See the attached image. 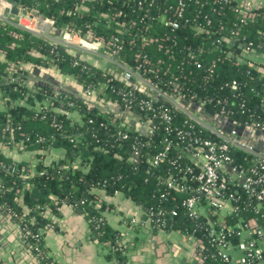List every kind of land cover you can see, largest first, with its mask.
Here are the masks:
<instances>
[{"label":"trees","instance_id":"1","mask_svg":"<svg viewBox=\"0 0 264 264\" xmlns=\"http://www.w3.org/2000/svg\"><path fill=\"white\" fill-rule=\"evenodd\" d=\"M113 1L114 11L123 8L127 14V18L122 20H138V25L132 27L126 35L119 33V25L115 22H111L109 26L110 20L104 14L108 13L110 6L106 4L87 3L79 9L80 0H16L25 8L53 20L54 27L69 25L84 33L90 25L98 36L107 39L113 34H119L125 40L120 55L125 64L132 68L142 64L143 61L136 57L139 53L149 55L156 64L162 59L163 70L170 66L171 72L165 75L162 71L159 76L165 81L172 77L179 80L183 94L188 97L195 94L197 99L227 97L229 107L239 111L234 114L236 119L246 116L248 120L264 122V68L255 67L253 74L248 76V65L237 61V55L244 53V48L239 43L233 44L229 37L230 29L235 24H240V32L246 36L247 41H254L255 44L264 41L262 16L256 22L241 24L234 12L233 1L187 0L181 28L171 31L162 27L152 12L150 18L143 21L141 11L133 12L122 0ZM257 11L264 14V7ZM206 16L213 22L212 35L203 31L198 33L193 28L197 23H201L204 29L210 27L207 25ZM96 22L99 24L96 25ZM220 24L226 29L220 30ZM152 31L155 35L177 38L176 44L172 40L167 42L171 56L157 45H144L141 42L140 36ZM215 44L218 45L217 50H213ZM0 52L4 53L0 56V94L2 98H8L4 100V107H0V134L6 136L3 140L7 146L20 151L49 152L56 148L64 150L62 157L50 163L38 156L37 172L27 176L21 169L25 163H20V171L16 174L3 170L1 164L13 160L0 151V203L4 204L6 213L13 211L25 215V218H33V226L39 229L45 223L42 212L47 205L56 210L64 204L77 203V210L88 212L85 216L91 224L93 235L100 242L116 244L121 235L107 221L98 223L99 228L96 229L97 223L93 219L105 210V203L99 209L95 202L99 182L107 179L108 193L119 190L141 205L145 211L151 207L178 208V216L170 217L162 229L195 233L204 240V264H226L221 260L218 249L209 243V220L213 222L212 217L195 219L189 216L181 207L184 194L179 189H165L163 180L167 171L173 169L168 163L160 167H149L148 157L159 150L156 143L160 136L155 137L152 142L156 148L143 146L141 142L146 140L145 137L138 136L135 125L129 123L126 126L129 137L124 139L116 132L117 124L108 123L106 127H100L101 122L107 124L108 119L102 115L99 107H92L84 99L56 92L49 87L31 89L25 83V71L15 81H10L6 69L10 63H34L37 66L50 64L64 74L74 75L84 90L98 81L113 79L118 85H123V81L113 76L110 69L101 68L83 59L76 50L56 47L49 39L2 19ZM75 61L86 64L87 69L74 66ZM234 80L239 85L237 90H232L229 86ZM137 95L139 98L146 97L139 91ZM46 98H50L52 103L41 111L38 105L43 104ZM242 101L246 102L244 112L240 111ZM70 103L74 106H70ZM209 107L215 111L219 108L213 103ZM170 108L176 112L174 106ZM133 109L136 110V107ZM185 119L183 113L177 111L174 125L183 123ZM7 124L11 127L6 133L3 130ZM135 145L141 150L137 159L132 157ZM234 152V163L238 165L246 166L247 161L252 158V154L243 150ZM184 162L181 160L182 165ZM25 180L31 182L30 189L24 188ZM162 193H165V197ZM241 195H244V201H250L248 195ZM84 200L86 201L82 203ZM24 207L30 210L28 214H25ZM256 208V202L248 206L242 202L237 216H227L228 222L236 225L251 217L261 219L262 212L256 213ZM239 240L237 237L234 243L237 244ZM109 257L111 264H127V248L126 251L110 252Z\"/></svg>","mask_w":264,"mask_h":264},{"label":"built area","instance_id":"2","mask_svg":"<svg viewBox=\"0 0 264 264\" xmlns=\"http://www.w3.org/2000/svg\"><path fill=\"white\" fill-rule=\"evenodd\" d=\"M122 1L133 12L141 11L143 21L148 20L150 12H152L159 24L171 31L181 28L188 4L187 0ZM172 1L173 3H171ZM225 1L235 3L234 12L241 24L256 22L261 16L264 18V14L261 15L257 11L261 8H254L248 1ZM87 3L110 6L108 13L104 16L110 20L109 26L111 22L119 25L117 29L122 35L130 33V29L138 25V20L132 18L122 20V18H127V14L123 8L114 11L112 8L113 0H80L79 9H82ZM14 6L19 7L18 14L11 12ZM6 10L17 16V26L34 34L36 31L35 27L31 26L32 22L49 21L52 25L54 24L53 20L25 8L16 0L13 3L0 0V19L8 22V18L3 17V12ZM205 18L210 27L204 29L201 23H197L193 25V28L198 33L203 31L207 35H212L213 22L208 16ZM98 24L99 22H96V25ZM66 26L58 27L61 32L58 36L55 34L40 36L52 41L56 47L72 48L82 57L87 54L95 57L104 64V68L111 70L113 76L124 82L123 85H118L113 82V79L98 81L87 86L85 90L83 89V97L80 98L86 100L92 107H99L102 115L108 119L107 124L103 121L100 127H106L108 123L117 124V134L126 139L129 137L126 126L132 123L138 131V136H144L146 139L141 142L143 146L150 148L155 146L152 143L155 137L160 136L158 143H156L157 149L159 145V150L154 151L148 157V165L152 168L168 163L173 169L167 171V176L163 180L165 189H179L184 194L181 207L189 216L195 219L203 216L212 217L213 222L209 220V243L218 249L221 260L226 264H264V151L257 145L254 137H249L250 134L254 133V130L264 133V122L256 119L248 120L246 116H243L245 117L244 122L241 121L242 118L236 119L234 114L239 111L229 107L227 97L197 99L195 94L191 97L183 94L179 80L172 77V79L165 81L159 76L162 71L165 75L171 72L170 66L163 70L161 67L162 59L158 60L156 64L153 63L149 55L139 53L136 57L137 60L143 61L142 64L136 68L125 64L120 58L125 40L119 34H113L107 39L104 36H98L90 25L84 33L81 29L70 26L67 31ZM240 27V24H235V27L230 29L229 37L233 44L239 43L244 48V57H240L238 54L237 61L248 65L246 74L251 76L253 69L255 67L263 68L264 63L259 65L255 60L246 58L254 52L264 55V41L259 44H255L254 41H247L246 36L240 32ZM219 29L226 28L220 24ZM140 39L144 45H157L160 50L165 51L170 56V47L167 42L172 40L173 44L178 43L177 38L155 35L153 31L142 34ZM217 49L218 45H213V50ZM74 66L87 69V65L81 64L80 61H75ZM6 71L10 81H15L23 71V63H10ZM128 82L131 84L129 85ZM229 86L232 90H237L239 85L234 80ZM138 91L146 97L139 98ZM0 98L3 101L6 99L1 96ZM45 101L48 102L47 105L39 104V110H44L52 103L50 98H46ZM109 101L118 104L119 109H112L110 104L107 105ZM190 103L211 109L219 114L220 118L218 120L205 118L204 115L193 110ZM212 103L219 107L217 111L209 107ZM69 105L74 106L73 103ZM172 106L175 107L176 112L170 108ZM133 107H136V110ZM245 108L246 102L242 101L240 111L244 112ZM177 111L183 113L186 119L183 123L174 125ZM92 121L91 119L90 122ZM10 127L11 125L7 124L3 131L7 133ZM242 127H244L243 132L240 130ZM243 133H246V136ZM0 137L5 138L6 136L0 134ZM235 150H243L252 154V158L249 162L247 161L246 166L234 163L233 154ZM140 152L139 146L135 145L132 157L134 159L139 158ZM181 160L185 161L184 165L181 164ZM38 163L39 160L25 164L21 168L20 163L13 160L10 163L3 162L1 168L12 174L19 173L21 168L27 176L37 172ZM78 166L80 167V165ZM181 172L184 174H180ZM23 183L25 189H30L32 186L30 181L25 180ZM108 184L107 179L100 181L99 189L106 190ZM114 193L117 194L120 191L117 190ZM241 194L248 195L250 201H244V195ZM161 195L165 197V193ZM242 202L245 206L256 202L258 206L256 213L262 212L261 219L251 217L236 225L228 222L227 216L234 214L237 216ZM234 203L237 205L235 206ZM102 204L103 201L97 196L96 207L100 209ZM69 205L78 206L77 203ZM146 213L152 223L162 228L166 226L170 217L178 216L179 209L151 207L148 211L146 210ZM8 214L19 222L23 236L32 244V249L38 259L43 264H53L44 247L40 229L33 226L34 219L25 218V215L13 211L8 212ZM83 214L88 215V212L85 211ZM93 219L97 223L96 229L99 228L98 223L106 221L103 210ZM130 223L136 225L137 220L132 219L129 221ZM187 234L195 240L196 264H204L205 246L203 238L195 233ZM237 237L240 240L236 244L234 239ZM107 243L113 253L120 250L124 251L125 245L121 239H118L116 244ZM233 248L237 249L238 255L231 252Z\"/></svg>","mask_w":264,"mask_h":264},{"label":"crops","instance_id":"3","mask_svg":"<svg viewBox=\"0 0 264 264\" xmlns=\"http://www.w3.org/2000/svg\"><path fill=\"white\" fill-rule=\"evenodd\" d=\"M254 8L264 7V0H245ZM8 22L16 25L18 18L13 14L3 12ZM17 26V25H16ZM36 35H60V27H54L49 21L32 22ZM19 27V26H18ZM4 53L0 52V56ZM244 57V53L239 54ZM246 59H253L259 65L264 63V55L254 52ZM83 59L90 63L104 67L100 60L91 55H83ZM264 66V65H263ZM264 68V67H263ZM26 74V85L31 89L49 87L56 92L68 93L76 97H83V88L74 75L60 72L50 64L36 65L23 63ZM1 96V94H0ZM44 101L42 105H47ZM0 98V107H4ZM110 104L112 109H119L116 103ZM249 137L255 138V134ZM264 151V138L255 141ZM0 151L12 160L26 165L39 160L41 156L46 163L56 161L62 157L64 150L52 149L49 152L20 151L7 146L0 137ZM97 196L105 203L103 216L110 227L121 235L126 251L127 264H196L195 240L187 233L156 227L148 217L144 208L124 193H108L106 190L96 191ZM29 209L24 207L25 214ZM45 223L39 227L43 235V244L53 264H111L110 246L107 242H100L92 233L91 224L87 217L74 206L64 204L53 210L49 205L42 212ZM132 219L137 224H129ZM128 221V223H126ZM238 255L237 249L231 250ZM0 264H43L35 255L32 244L23 236L21 226L5 212L4 204L0 203Z\"/></svg>","mask_w":264,"mask_h":264},{"label":"water","instance_id":"4","mask_svg":"<svg viewBox=\"0 0 264 264\" xmlns=\"http://www.w3.org/2000/svg\"><path fill=\"white\" fill-rule=\"evenodd\" d=\"M7 1H10L11 3L14 2V0H7ZM11 12L14 13V14H18V12H19V7H18V6H14V7L12 8ZM5 13L8 14V13H9V10H6ZM68 29H69V25L66 26V30H67V31H68ZM239 46L242 47V45H239ZM128 84L130 85L131 82H128ZM185 102L187 103V101H185ZM190 105L192 106V109H193V110L198 111L200 114L204 115L205 118L213 119V120H218V119L220 118V115H219V114H216V113H215L213 110H211V109L203 108V107H201V106L198 105V104H193V105H192V104L190 103ZM241 121L244 122V121H245V117H242ZM240 130H241V132H243L244 127H242ZM243 134L246 136V133H243ZM254 134H255V138H254V139H255L256 141H258V142L261 140V138H264V133H262V132L259 131V130H254ZM258 150H260V149H258Z\"/></svg>","mask_w":264,"mask_h":264}]
</instances>
